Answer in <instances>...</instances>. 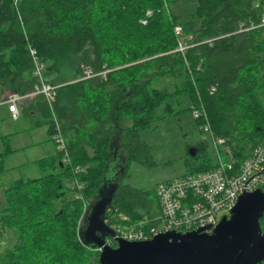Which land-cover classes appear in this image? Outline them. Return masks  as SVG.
Returning <instances> with one entry per match:
<instances>
[{"label":"trees","instance_id":"obj_1","mask_svg":"<svg viewBox=\"0 0 264 264\" xmlns=\"http://www.w3.org/2000/svg\"><path fill=\"white\" fill-rule=\"evenodd\" d=\"M172 1L0 0V89L34 92L36 51L45 81L59 87L52 106L43 95L36 103L51 138L58 122L70 160L58 151L40 161V177L4 191L0 264H100V250L79 232L113 177L107 215L157 225L159 199L123 182L132 161L148 158L140 131L168 117L204 109L237 167L264 144V0H197L184 22ZM180 40L191 45L185 54L176 51ZM196 121L201 131L205 120ZM207 150L190 156L187 174L215 167Z\"/></svg>","mask_w":264,"mask_h":264},{"label":"built area","instance_id":"obj_2","mask_svg":"<svg viewBox=\"0 0 264 264\" xmlns=\"http://www.w3.org/2000/svg\"><path fill=\"white\" fill-rule=\"evenodd\" d=\"M260 27L264 30V17ZM181 29H177L179 34ZM179 51L184 52L185 47L180 45ZM33 54L35 75L40 81L35 95L42 94L52 106L56 96L57 87L44 82L45 65ZM15 97L9 102L12 118L17 120L19 112ZM198 119H204L201 132L210 134L215 149V167L212 170L188 175L168 184L158 187V196L162 209V215L157 218L158 224L149 230H144V222H131L123 217L124 227H117L105 220L116 233V238L130 242L149 241L163 233L186 234L203 229L205 233L211 234L221 220L230 216L236 206L238 199L245 193H253L258 190L264 192V144L256 146L250 156L240 167L236 166V159L229 148H226L225 140L218 138L213 133L205 110L200 109L195 114ZM57 142L64 151V158L69 154L64 139L57 126ZM229 157V161L226 158ZM114 238H108L106 245L115 246Z\"/></svg>","mask_w":264,"mask_h":264},{"label":"water","instance_id":"obj_3","mask_svg":"<svg viewBox=\"0 0 264 264\" xmlns=\"http://www.w3.org/2000/svg\"><path fill=\"white\" fill-rule=\"evenodd\" d=\"M110 200L111 196H100L95 201L87 227L79 232L85 245L102 249L100 264H264L261 190L241 195L230 216H225L211 234L203 229L186 234L170 232L141 242L116 238L115 231L105 224ZM108 237L115 239L116 248L106 245Z\"/></svg>","mask_w":264,"mask_h":264},{"label":"rangeland","instance_id":"obj_4","mask_svg":"<svg viewBox=\"0 0 264 264\" xmlns=\"http://www.w3.org/2000/svg\"><path fill=\"white\" fill-rule=\"evenodd\" d=\"M196 10L197 0H173L170 8L171 13L181 19L183 22L188 20L191 15L195 14ZM182 37L184 38V34ZM184 43L190 45L185 40ZM54 87H57L58 91L59 87ZM31 94L35 93L32 92ZM29 95L30 94H13L8 96L4 100H9L17 97L19 98L18 101L20 103L26 96ZM183 101H185V98H183ZM185 104L189 105L188 102H186ZM5 108H2L0 106V124L8 122L7 118L5 117L6 115L4 114V111L7 112ZM22 125H25L26 127L25 129H22L15 133L19 135L18 138L15 139L14 137L13 139L12 145L14 146H23L31 142L32 137L30 134V124L24 117L21 118V120L15 125V127L21 128ZM27 131H30V133ZM25 133H29L30 138H27ZM32 136L35 140L38 139L37 135L32 134ZM139 138L148 147V158H145V161L143 162L137 160L132 161L129 165L128 176L123 183L125 185L131 186L136 190L144 192V195L147 196L149 200H153L155 203L158 202L157 188L160 184L174 180L183 176L184 174L189 173V169L187 166L191 160L190 156H193L198 152V150L196 149H198V147H201L200 145L207 144V152L209 156L215 160L211 135L200 131L199 125L197 124L196 118L192 111L183 112L173 117H168L152 128L140 131ZM54 147V144L48 145V152L50 151V149H54ZM57 148L58 151H60L58 145ZM226 148L231 149L230 146H226ZM16 155L17 156L15 157L17 158L19 154ZM2 168H4L3 165ZM2 168L0 165V170ZM19 169L20 170H11L8 175L4 176L2 183L5 182V184H2V188H0V209L4 208L7 204L5 192L3 191L4 186L8 187L7 189H9L13 185L12 181L15 179L38 178L42 174V169L40 168V166L26 165ZM68 198L70 199L71 196H68ZM145 219L148 220V218ZM130 220L131 222L140 221H133L131 217ZM4 238L5 237L0 236V244H6Z\"/></svg>","mask_w":264,"mask_h":264},{"label":"crops","instance_id":"obj_5","mask_svg":"<svg viewBox=\"0 0 264 264\" xmlns=\"http://www.w3.org/2000/svg\"><path fill=\"white\" fill-rule=\"evenodd\" d=\"M10 95H13V93L9 91H1L0 89V104H2L1 102H3L4 99H6ZM37 99V95L30 94L19 103L21 116L16 121L12 119L7 105H0L2 108L6 107L5 109L7 112L4 111V114L6 115L5 117L8 120L7 123L4 122L3 124H0V165L1 168L2 165L4 167L0 170V188H2V184H5V182L2 183L4 176L8 175L11 170H20L19 168H22L26 165L39 166L40 161L54 157L59 153L57 145L51 138L50 127L45 118V114L42 110L39 109V104L36 103ZM22 117L26 118L30 124L31 133L30 131L27 132L31 134L32 139L30 143L23 146H14L12 145L13 139L14 137L15 139L18 138L19 135L15 133L22 129H25L26 127L25 125H22L21 128L15 127V125L21 120ZM29 133H25L27 138H30ZM32 134L37 135L38 139L35 140ZM50 144H54L55 147L54 149H50V151L48 152L47 147ZM200 146L201 147H198V149L196 150L200 151L204 146L207 147V144ZM213 150L215 154L214 146ZM16 154H19L17 158L15 157L17 156ZM17 180H20V178L15 179L12 182L14 183ZM7 188L8 187L4 186L3 191H5Z\"/></svg>","mask_w":264,"mask_h":264},{"label":"bare ground","instance_id":"obj_6","mask_svg":"<svg viewBox=\"0 0 264 264\" xmlns=\"http://www.w3.org/2000/svg\"><path fill=\"white\" fill-rule=\"evenodd\" d=\"M152 15V12H148L147 13V17H150ZM264 17V14L262 15V17H261V21H262V18ZM142 24H144V25H146L147 24V20H143L142 21ZM254 26V24H252L251 25V27H253ZM177 29H181V32L178 34L177 33ZM183 33H184V29L181 27V26H178L177 28H176V35L178 36V37H182V35H183ZM180 45L181 46H183V47H185V51L184 52H181V51H179V48H180ZM191 47V45H188L187 43H184V41H182V40H180V42H179V47H178V49L176 50L177 52H180V53H182V54H185V52L189 49ZM32 52H34V51H32ZM36 52V51H35ZM32 57H33V54H32ZM36 57H37V54H36ZM38 58V57H37ZM34 75H35V73H34ZM35 77H36V80H37V85H36V87H35V90H34V93H36L37 92V88L40 86V81H39V79H38V77L35 75ZM44 82L45 83H47L46 81H45V78H44ZM47 84H49V83H47ZM50 85V84H49ZM39 95H42V94H39ZM11 99H9V100H4L3 102H2V104H6L7 106H8V109H9V111H10V105H11V103L9 102ZM16 105H17V108H18V112H19V118H20V116H21V113H20V110H19V101L17 100L16 101ZM10 113H11V111H10ZM193 113H194V116H195V114L196 113H198V110H195V111H193ZM11 117H12V113H11ZM18 118V119H19ZM196 118V120L198 119V117H195ZM13 119V118H12ZM17 119V120H18ZM14 120V119H13ZM16 121V120H15ZM56 124L58 125V127H59V124H58V122H56ZM55 132H56V134H55V136L54 137H52L53 138V140L56 142V144L59 146V150L61 151V152H64V151H62L61 150V147H60V144L57 142V139H56V135L58 134V131H56L55 130ZM60 134H61V136H62V138L64 139V142H65V146H66V149H67V140H66V138L63 136V134L61 133V130H60ZM226 160H228L229 161V157H227L226 158ZM64 162H70V160H69V156H68V158L67 159H64ZM61 165L63 166V163H61ZM77 172H79V171H85V169H83V168H77V170H76ZM193 174H198V173H191V174H186V175H183V176H181V177H179V178H176V179H174V180H171V181H168V182H165V183H162V184H168V183H171V182H173V181H175V180H177V179H180V178H183V177H186V176H188V175H193ZM109 179H106V183L104 184V186H103V188H102V190L100 191V196L101 197H104V198H106V199H109V197L111 196V199L112 200H110L111 202V204L107 207V211H106V218H105V220H107L110 224H114L115 226H117V227H124L125 226V223H124V221H123V217H126V218H128L129 220H130V217L129 216H126V215H123V214H120L119 216H118V218L117 219H115V220H113L112 219V216H108L107 215V212H108V210L110 209V207L112 206V202H113V197H114V194H115V192H116V190H117V188H118V184H117V182H116V179L113 177L112 178V180H109ZM114 180V182H112ZM75 185L77 186V187H79V188H83V185L81 184V183H79V182H77V181H75ZM112 185V186H111ZM161 185V184H160ZM159 185V186H160ZM111 186V187H110ZM158 186V187H159ZM111 188V189H110ZM157 196H158V188H157ZM158 199H159V196H158ZM159 202H160V199H159ZM160 207H161V205H160ZM85 210H87V205H86V208H85ZM162 215V209H161V214L158 216V217H160ZM158 217H156L155 218V222L158 224V221H157V218ZM131 221V220H130ZM139 222H144V225H143V228H144V230H149V229H151L153 226H149V221L147 220V219H145V221H139ZM106 224V223H105ZM108 226V225H107ZM156 226V225H155ZM109 227V226H108ZM108 238H111V237H108ZM108 238H106V240L108 239ZM117 247V242H116V244H115V246L113 247V248H116ZM98 250H100V252H101V250L102 249H98Z\"/></svg>","mask_w":264,"mask_h":264},{"label":"flooded vegetation","instance_id":"obj_7","mask_svg":"<svg viewBox=\"0 0 264 264\" xmlns=\"http://www.w3.org/2000/svg\"><path fill=\"white\" fill-rule=\"evenodd\" d=\"M112 180V179H111ZM109 181V180H108ZM112 186V185H111ZM110 186V187H111ZM111 189V188H110ZM105 217H106V214H105ZM84 227H87V221H86V223L84 224ZM90 236V235H89ZM88 237V236H87ZM89 238V237H88Z\"/></svg>","mask_w":264,"mask_h":264}]
</instances>
